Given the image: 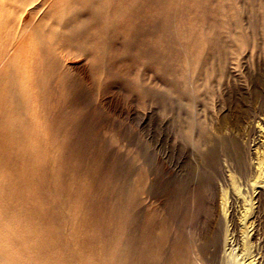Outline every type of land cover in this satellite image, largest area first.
<instances>
[{
  "label": "bare ground",
  "instance_id": "bare-ground-1",
  "mask_svg": "<svg viewBox=\"0 0 264 264\" xmlns=\"http://www.w3.org/2000/svg\"><path fill=\"white\" fill-rule=\"evenodd\" d=\"M122 61L143 69L139 98L164 100L160 120L134 131L130 262L125 225L105 219L73 140L84 78L94 88L125 80ZM255 154L264 157V0H0V264H264V235L245 240V200L224 189L234 173L249 191ZM159 180L204 192L209 212L176 223L157 203ZM263 187L250 192L258 221Z\"/></svg>",
  "mask_w": 264,
  "mask_h": 264
},
{
  "label": "rangeland",
  "instance_id": "rangeland-1",
  "mask_svg": "<svg viewBox=\"0 0 264 264\" xmlns=\"http://www.w3.org/2000/svg\"><path fill=\"white\" fill-rule=\"evenodd\" d=\"M135 65H131V62L126 63L122 61V64L120 63L119 72L123 74V76H126V79L124 80L120 75L117 82L106 81L101 88L92 87L89 83V79L84 78L85 84L79 89L80 95L78 96V104H81L83 107L84 117L79 126L80 135L73 139L77 142L76 146L77 149H79L78 152L83 156L84 160H86L87 166L94 169L97 196L100 203L102 200L105 219L109 222H111L110 219L115 222L122 221L125 225L127 233L122 239L121 252L125 254L128 262H130L132 258L129 189L132 169V150L134 147V131L138 128V124H143L142 122L149 121L150 123V120H152V122H157L164 113L163 99L151 98L150 103L149 101L146 102L142 100L136 95L132 85L133 76L142 74L143 69L140 65ZM70 66H73L74 70H77L78 73L85 72L84 69L86 64L83 63V59L73 60ZM130 76H132V78H130ZM153 86L160 87V82L155 80ZM150 108L153 110L155 109L154 111L152 110V116L149 113L151 110ZM155 111L161 112L156 113ZM148 116L152 118H148ZM137 117H141V120L140 118L137 119ZM239 135L243 140L249 137V131L245 125L240 128ZM50 155L51 154H49V158ZM257 156L256 154L253 155V159L249 161L251 173H249L247 177L249 186V189H247L249 191H247V193L243 189L244 186L242 181L234 173L231 174L229 186L224 188L228 200H230V195L232 193L239 196L240 204H243L245 200V207H242L237 214L239 220L238 230L239 232L245 230L243 236L245 235V240L249 239L250 242L253 241L251 237L254 234V230H257L258 237L264 235V221L262 220L264 217H261L258 221L256 218L258 216V211L255 208L256 204L254 205L253 202V205L249 204L252 187L264 185V157L259 156L257 159ZM46 165L50 169L53 168L51 163H47ZM257 181L262 184H258ZM164 183L163 180H159L157 184V203L159 205L161 204L165 213L168 216L170 215L176 223L188 225L191 224L190 222H195L197 218L195 216L200 217L209 212L205 208L208 200H206L204 192L199 189H196V191L192 190L190 187L180 189L177 185H172L168 188L164 186ZM158 187L161 188L159 189ZM187 189L188 191H186ZM160 196L162 197L161 199H159ZM162 203L166 206H163ZM246 203L249 204L250 208ZM219 208L221 210L222 206L220 205ZM258 222H260L259 225ZM246 231H248V234ZM107 235H109L108 232H106V236ZM237 249H235L234 256H236V260H239L241 257H239V255L242 254L241 251L239 252V249ZM252 250L256 253L257 247L255 244H253ZM243 257L245 256L243 255L242 258Z\"/></svg>",
  "mask_w": 264,
  "mask_h": 264
}]
</instances>
